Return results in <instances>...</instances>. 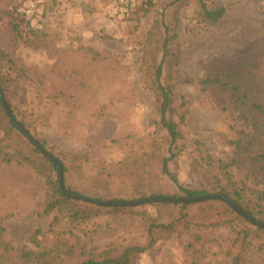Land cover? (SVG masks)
Instances as JSON below:
<instances>
[{
    "label": "rangeland",
    "instance_id": "rangeland-1",
    "mask_svg": "<svg viewBox=\"0 0 264 264\" xmlns=\"http://www.w3.org/2000/svg\"><path fill=\"white\" fill-rule=\"evenodd\" d=\"M206 1L211 8H226L216 25L203 21L198 0H155L129 22L109 13L107 21L72 25L56 20L52 4L43 0H0L4 95L50 153L64 161L89 156L87 176L70 172V187L88 188L106 201L141 199L117 176L107 190L96 187L94 178L102 167L129 155L167 153L170 138L157 124L160 98L151 78L154 64L165 57L161 44L173 37L167 33L173 24L178 38L168 47L163 84L174 87L173 120L182 139L171 147L175 158L168 163L169 176L153 178L148 196L185 197L181 189L217 194L205 179L207 154L216 163H234L236 181L254 176L251 187L264 188L258 186L264 168L251 163L264 157V113L253 108L255 102L264 105V0ZM31 4L35 14L29 18L24 12ZM22 15L31 19L33 30L26 28L19 37L13 26ZM211 77L223 83L205 89L201 82ZM230 85L246 96L237 97ZM8 133L9 126L0 132V149L7 152L20 144ZM24 139L22 147L32 152ZM42 155L35 158L42 162ZM159 167H153L155 173L160 174ZM45 183L30 167L0 158V228L10 247L7 260L13 249L26 248L46 254L53 264H72L79 260H66L65 254L77 245L96 255L137 246L143 251L138 264H264V233L223 201L186 208L101 207L87 223L56 224V213L41 215ZM154 222L159 227L151 229ZM240 230L245 234L237 238Z\"/></svg>",
    "mask_w": 264,
    "mask_h": 264
},
{
    "label": "trees",
    "instance_id": "trees-1",
    "mask_svg": "<svg viewBox=\"0 0 264 264\" xmlns=\"http://www.w3.org/2000/svg\"><path fill=\"white\" fill-rule=\"evenodd\" d=\"M155 0H151L148 3L141 6L134 15H131L129 18L123 20L124 22H129L136 19L137 14L144 11L146 8L153 7ZM200 5L201 12L199 13L203 19L212 25H216L225 15L226 8L224 7H210L206 0H198ZM147 9L145 12H147ZM22 20H18L17 23L14 24V31L17 36L22 37L24 34V30L26 28L33 30L31 19L28 21L25 17ZM24 25V27H23ZM170 28L167 29V33H171L173 37L165 38L161 44L162 50L164 52V58L162 62L158 65V63L154 64L155 68L153 70L154 75L152 76V83L153 87H155L156 91L158 92V96L160 98V106L158 120V126L160 129H163L167 132L168 137L170 138V145L167 149V153L164 155H156V152L153 151L148 154H143L141 156L132 157V155L127 156L124 160L116 163L110 164L99 171V173L95 176V186L96 187H103L105 190L109 189L111 186V181L117 176L119 180L125 185H128L134 192L133 195L135 198H156L162 197L163 195L160 193L151 192V195L148 196L150 188L153 186L152 179L159 178L161 175L169 176V162H171L175 155L172 154L171 147L178 143L179 140L182 139V134L179 129V125L176 121L173 120L174 115H176V108H175V96H174V87L173 85H164L163 84V66L166 63L165 58L166 54L168 53V47L172 44V41H176L178 36L176 34V28L173 24L169 25ZM223 83L221 79L218 78H207L201 82V85L207 89L210 86H215L217 84ZM6 82L0 76V85L4 93H6ZM231 86V85H230ZM235 95L241 99H243L246 95L243 94V91L239 87H232ZM9 103L10 109L17 119V121L22 124L29 133L32 134V131L28 124L18 117V113L16 109L12 107L10 102ZM0 107L3 112V119H0V132L4 131L8 126L10 127L11 136L10 140H14V136L17 137L20 144L16 146V149H11V151L7 152L4 149H0V158H3L6 162L13 163L18 162L21 165L28 166L30 169L36 172L39 176H41L45 180V184L47 186V197L44 203L43 211L41 213L42 216H49L54 213L55 215V223L60 224L62 220H66L74 225H80L89 222L95 209L101 210V207H85L81 206L79 202L68 198L60 189L59 185V177H58V167L55 164L44 157L38 149H35L33 145L27 144V148L31 149L32 152L27 151V149L23 148L21 143L24 144V136L19 133L16 129L15 125L11 122V120L6 117V113L3 110L2 102L0 100ZM253 108L255 111H260L264 113V105L255 102L253 104ZM184 120V118H182ZM181 122H184L181 120ZM13 132H15L13 134ZM34 137V136H33ZM47 151L46 145L37 140ZM11 145H6L5 148H9ZM33 147L34 149H32ZM50 153V151H48ZM42 155V162L38 161L35 158V155ZM55 158H57L64 168V180L65 185L68 191L78 194H85L91 195L99 200L100 196H96L91 191L87 190L88 188L82 187L84 189H78L74 187H70L68 184L70 172L75 174V172L81 175L83 178L87 176V170L89 169L90 160L88 159V155L86 154H78L73 156L69 159V161H64L62 158H58L52 152L50 153ZM167 154H170V157H167ZM204 161L207 164V171L205 179H208L210 184L209 188L213 190L217 194H222L229 199H231L235 205L237 204L244 213L251 215L252 217H258L260 221L264 222V188L258 187L253 189L251 185H254L255 177L254 176H247L245 180L236 181L234 171L232 167L234 163L226 164L222 161L216 163L214 159L207 154L203 156ZM251 163L253 164L254 168L257 167L258 169L263 170L264 167L259 168V164L264 162V157H255ZM159 161V163H158ZM46 166V168L44 166ZM158 165L159 173H155L153 170L154 166ZM199 164H195V169L198 174L201 175ZM53 170L55 174H51L49 172ZM250 180V181H249ZM261 186L264 184V176H262V181H259ZM92 190H95L93 187ZM185 197H196L201 195H208L207 191L197 192L191 191L187 189H181ZM158 205V204H156ZM188 204H182L183 208H186ZM137 208V207H136ZM119 209V208H118ZM135 209V207H133ZM235 213V212H234ZM237 214V213H236ZM239 216V215H238ZM240 219H243L239 216ZM244 220V219H243ZM250 225V222L244 220ZM254 226V225H253ZM159 227L158 223H152L151 229H155ZM257 232L264 233V230L261 228L256 227ZM4 229L0 228V248L4 249L3 253L0 255V264H5L9 262L10 264H53L49 258L46 257V254H36V252L23 248L21 250L13 249V255H10L11 260L6 259V252L10 249L8 242L5 240L4 236ZM244 231L240 230L237 233V238H240L244 235ZM247 238V235L244 236ZM52 252V251H51ZM142 249L137 246H129L123 249L122 251L118 252V250L109 251L102 255H96L93 253H88L82 247H78L77 245H73L66 251L65 259L66 260H73L74 258L79 260L76 263L72 264H138L140 254L142 253ZM8 257V256H7ZM67 264V263H66Z\"/></svg>",
    "mask_w": 264,
    "mask_h": 264
},
{
    "label": "water",
    "instance_id": "water-1",
    "mask_svg": "<svg viewBox=\"0 0 264 264\" xmlns=\"http://www.w3.org/2000/svg\"><path fill=\"white\" fill-rule=\"evenodd\" d=\"M0 100L2 102V106L7 114V117L11 120V122L15 125L16 129L32 144L34 145L47 159L51 160L55 166L58 167V176H59V185L61 191L68 197L76 201H83L87 203H91L100 207H137L145 204L159 203V204H194L201 203L207 201H223L225 202L231 209L235 211V213L239 214L241 217L249 220L251 223L256 225L257 227L264 229V222L259 219L252 217L244 213V211L235 203L229 199L228 197L222 194H208L201 195L196 197H172V196H162L156 198H145L139 200H130V201H106L99 200L96 198H92L89 196H85L78 193H73L68 191L65 180H64V168L62 163L51 155L32 135L27 131V129L20 124L17 119L14 117L9 103L6 100L4 92L0 85Z\"/></svg>",
    "mask_w": 264,
    "mask_h": 264
},
{
    "label": "crops",
    "instance_id": "crops-1",
    "mask_svg": "<svg viewBox=\"0 0 264 264\" xmlns=\"http://www.w3.org/2000/svg\"><path fill=\"white\" fill-rule=\"evenodd\" d=\"M53 6L52 15L56 20L70 24H89L95 18L106 20L107 14L112 15L109 0H43Z\"/></svg>",
    "mask_w": 264,
    "mask_h": 264
},
{
    "label": "built area",
    "instance_id": "built-area-1",
    "mask_svg": "<svg viewBox=\"0 0 264 264\" xmlns=\"http://www.w3.org/2000/svg\"><path fill=\"white\" fill-rule=\"evenodd\" d=\"M151 0H109L112 15L118 20H125L129 18L144 4L148 3ZM29 18H32L35 14V8L33 5H29L24 12Z\"/></svg>",
    "mask_w": 264,
    "mask_h": 264
}]
</instances>
